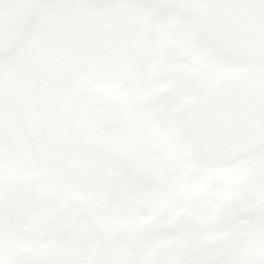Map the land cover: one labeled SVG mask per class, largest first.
I'll return each instance as SVG.
<instances>
[{
	"label": "flooded vegetation",
	"instance_id": "flooded-vegetation-1",
	"mask_svg": "<svg viewBox=\"0 0 264 264\" xmlns=\"http://www.w3.org/2000/svg\"><path fill=\"white\" fill-rule=\"evenodd\" d=\"M205 3L0 0V264H143L169 242L186 264H264V109L243 91L264 66L216 42ZM75 10L96 23L81 53ZM216 104L227 146L257 151L202 156Z\"/></svg>",
	"mask_w": 264,
	"mask_h": 264
},
{
	"label": "water",
	"instance_id": "water-1",
	"mask_svg": "<svg viewBox=\"0 0 264 264\" xmlns=\"http://www.w3.org/2000/svg\"><path fill=\"white\" fill-rule=\"evenodd\" d=\"M200 15L212 26L216 42L219 39L222 45L229 48L228 54L237 53L250 64H255L258 67L264 66V9L250 0H206ZM62 28L69 48L81 53L83 52L81 42V36H84L83 30L87 31L88 36L93 35L96 23L91 13L75 10L66 18ZM243 91L248 92L247 100L250 106L256 107L255 103L263 101V106L260 108L264 109V85L244 83ZM194 106L195 102L193 101L187 105L191 125L196 116ZM211 117L217 118L222 129L227 128L225 116L212 113ZM213 139L217 145L200 147V152L203 157L214 164H227V158L229 161H233L258 150V148L234 145L232 142L227 146V137L220 135ZM245 140L243 139V142ZM186 261L185 247L178 242H169L163 244L158 252L149 256L143 264H186Z\"/></svg>",
	"mask_w": 264,
	"mask_h": 264
},
{
	"label": "bare ground",
	"instance_id": "bare-ground-1",
	"mask_svg": "<svg viewBox=\"0 0 264 264\" xmlns=\"http://www.w3.org/2000/svg\"><path fill=\"white\" fill-rule=\"evenodd\" d=\"M226 105L225 104H221L218 106L210 105V106H207L206 108H214L213 110H216L218 115H222V116H225L227 118V107H226ZM215 120L218 123V125H220L219 122L217 121V118ZM212 133L216 137H219V135L222 137H227V128L222 129L221 126L218 129L212 128Z\"/></svg>",
	"mask_w": 264,
	"mask_h": 264
},
{
	"label": "rangeland",
	"instance_id": "rangeland-1",
	"mask_svg": "<svg viewBox=\"0 0 264 264\" xmlns=\"http://www.w3.org/2000/svg\"><path fill=\"white\" fill-rule=\"evenodd\" d=\"M73 1H74V0H73ZM27 23H28L29 25H32V20H31L30 18L27 19ZM217 63H218V61L215 60V62H214L215 67L221 69V67H219V66H221V65H218ZM140 117H141L143 123L148 122V121L145 119V117H143V116H140ZM151 123L159 124V123H157V122H151ZM167 123H168L169 125H171V122L168 121ZM169 127H170V126H168V128H169ZM171 135H174V136L176 135L175 130L172 131V134H171Z\"/></svg>",
	"mask_w": 264,
	"mask_h": 264
}]
</instances>
